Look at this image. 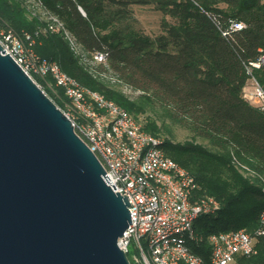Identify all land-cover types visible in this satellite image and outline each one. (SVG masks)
Instances as JSON below:
<instances>
[{
    "label": "trees",
    "instance_id": "1",
    "mask_svg": "<svg viewBox=\"0 0 264 264\" xmlns=\"http://www.w3.org/2000/svg\"><path fill=\"white\" fill-rule=\"evenodd\" d=\"M41 1L89 55L105 52L106 61L94 68L81 63L60 33L43 30L46 23L23 0H0V20L19 34L29 33L40 57L141 121L160 139L164 154L194 176L195 199L210 195L219 201L216 211L197 217L194 229L202 240L193 251L208 262L209 234L245 229L257 253L239 254L232 264H264V234H256L264 225V112L243 96L245 64L264 51V0ZM134 4L153 5L165 16L160 33L149 36L133 25ZM230 22L244 26L232 30ZM109 70L142 94L130 99L110 85L101 76ZM253 74L264 87V64ZM47 91L61 106L63 89L56 88L58 96ZM157 118H170L192 139L162 137ZM235 163L245 166V175Z\"/></svg>",
    "mask_w": 264,
    "mask_h": 264
},
{
    "label": "water",
    "instance_id": "2",
    "mask_svg": "<svg viewBox=\"0 0 264 264\" xmlns=\"http://www.w3.org/2000/svg\"><path fill=\"white\" fill-rule=\"evenodd\" d=\"M4 51L0 264H131L118 245L131 222L127 195L107 184L70 119Z\"/></svg>",
    "mask_w": 264,
    "mask_h": 264
},
{
    "label": "built area",
    "instance_id": "3",
    "mask_svg": "<svg viewBox=\"0 0 264 264\" xmlns=\"http://www.w3.org/2000/svg\"><path fill=\"white\" fill-rule=\"evenodd\" d=\"M23 1L27 7L31 2ZM33 2L53 19L46 22L43 30L60 33L79 59L86 56L95 63L106 61L105 52L89 55L41 0ZM29 9L31 15L38 14ZM79 9L84 14L81 7ZM243 26V22L229 24L232 30ZM227 32L222 33L226 35ZM0 45L45 94L49 96L47 88L54 94H57L56 88L63 89L59 96L62 107H59L70 119L76 134L100 160L105 171L103 175L107 173L112 180L107 183L103 177L104 181L114 192L127 195L131 222L119 237L118 245L131 264H232L239 254L257 253L254 237L245 229L219 231L207 238L209 259L206 262L192 248L202 240L194 223L200 214L216 211L219 201L210 195L195 199L194 176L164 154L159 146L160 139L146 131L141 121L126 109L82 85L56 62L40 57L32 47L29 33L19 34L0 20ZM259 51L255 60L245 64L252 91L245 85L243 96L249 102L255 101L264 112V87L253 74L255 68L264 64V51ZM260 220L264 224V211ZM256 234H264V225Z\"/></svg>",
    "mask_w": 264,
    "mask_h": 264
},
{
    "label": "rangeland",
    "instance_id": "4",
    "mask_svg": "<svg viewBox=\"0 0 264 264\" xmlns=\"http://www.w3.org/2000/svg\"><path fill=\"white\" fill-rule=\"evenodd\" d=\"M30 1L31 2L28 3V7L33 9L36 13H38L41 19L45 23L48 21H53V19L51 20L48 17L47 13L43 12V10L39 6L35 5L33 0ZM131 8H132L131 22L137 29L141 30L145 34H148L149 36H155L161 32L160 21L165 16L159 10L155 9L153 5L134 4L131 6ZM166 18L169 19L168 16H166ZM80 62L86 66L87 65L92 66L93 68L98 64L93 62L91 59L86 58V56L81 58ZM101 76L104 77L110 85L120 89L130 99H137L139 95L142 94L141 90L133 88L128 84L122 82L117 77V75L111 72L110 70L104 71L101 74ZM246 88L249 91H252V87L249 81L246 84ZM251 103L257 105L255 101H252ZM148 114L150 115L151 112L148 111ZM157 121L162 128V137H169L174 141H180V142H183L187 139H192L191 134L187 129H185L183 126L179 125L178 123L172 121L170 118H157ZM196 141L205 142L198 137L196 138ZM235 164H236L235 167L245 175V173L241 169L245 166L240 163H235Z\"/></svg>",
    "mask_w": 264,
    "mask_h": 264
}]
</instances>
